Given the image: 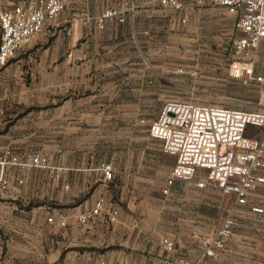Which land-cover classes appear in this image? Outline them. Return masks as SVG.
<instances>
[{"label": "crops", "instance_id": "1", "mask_svg": "<svg viewBox=\"0 0 264 264\" xmlns=\"http://www.w3.org/2000/svg\"><path fill=\"white\" fill-rule=\"evenodd\" d=\"M182 2L180 11L154 0L68 2L0 71V153L11 148L24 162L41 155L61 169H8L0 264L196 262L200 240L214 238L229 214L238 219L234 237L206 264H264V186L246 206L179 181L163 194L176 159L150 129L164 104L177 99L173 41L191 25L220 18L211 0L204 7ZM127 3L135 10L124 22L112 17L99 28L98 16L123 12ZM102 164L112 165V181L104 180ZM99 200L105 204L96 222L79 225ZM110 209L118 211L114 222Z\"/></svg>", "mask_w": 264, "mask_h": 264}, {"label": "built area", "instance_id": "2", "mask_svg": "<svg viewBox=\"0 0 264 264\" xmlns=\"http://www.w3.org/2000/svg\"><path fill=\"white\" fill-rule=\"evenodd\" d=\"M80 0H24L11 9L0 10V71L16 53L28 46L42 32L47 20H55L66 4ZM204 7L208 0H195ZM163 8L180 11L182 0H154ZM223 7L236 19L239 37L233 41L236 56L255 51L264 41V0H211ZM135 8L126 4L125 10H109L98 16L100 29H104L109 18L124 22V13H133ZM231 78L244 84L264 87V63L234 60L229 69ZM262 130L261 135L257 131ZM150 135L162 142L164 153L172 155L176 164L165 180L163 194H170L176 182L195 185L198 188H212L235 197L239 206H246L251 195L264 186V95H261L259 109L243 111L222 106L198 105L184 101H168L153 122ZM12 167L35 168L60 171L50 165L44 156H34L30 161H21L11 148L0 153V202L9 199L7 171ZM104 180L114 179L111 164H102ZM104 200L77 218L81 226L96 222L104 210ZM114 222L118 211L109 210ZM53 218H48L52 222ZM66 226V222H61ZM238 219L229 214L222 222L218 234L200 240L202 258L196 262L180 259V264H206L218 260L232 241ZM167 251L175 249V243L164 239Z\"/></svg>", "mask_w": 264, "mask_h": 264}, {"label": "rangeland", "instance_id": "3", "mask_svg": "<svg viewBox=\"0 0 264 264\" xmlns=\"http://www.w3.org/2000/svg\"><path fill=\"white\" fill-rule=\"evenodd\" d=\"M20 0H0V10ZM219 20L187 27V35L173 41L172 65L174 98L198 105L222 106L254 111L259 109L264 87L244 84L229 75L234 60L264 63V41L258 49L242 57L236 56L233 41L239 37L235 18L225 8L218 7ZM189 26V25H187ZM262 130L257 131L261 135Z\"/></svg>", "mask_w": 264, "mask_h": 264}]
</instances>
